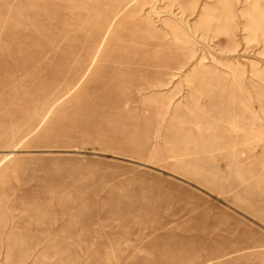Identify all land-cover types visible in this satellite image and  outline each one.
<instances>
[{"label":"rangeland","instance_id":"obj_1","mask_svg":"<svg viewBox=\"0 0 264 264\" xmlns=\"http://www.w3.org/2000/svg\"><path fill=\"white\" fill-rule=\"evenodd\" d=\"M0 264H264V0H0Z\"/></svg>","mask_w":264,"mask_h":264}]
</instances>
